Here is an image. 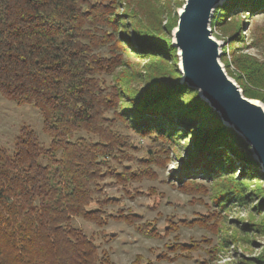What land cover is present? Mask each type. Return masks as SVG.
I'll use <instances>...</instances> for the list:
<instances>
[{"label": "trees", "instance_id": "trees-1", "mask_svg": "<svg viewBox=\"0 0 264 264\" xmlns=\"http://www.w3.org/2000/svg\"><path fill=\"white\" fill-rule=\"evenodd\" d=\"M122 2L0 0V96L38 109L49 138L44 147L33 130L22 126L11 154L0 147V264H113L74 220L99 229L112 221L145 238H160L154 224L136 214L123 209L107 214L105 209L117 200L107 196L103 182L125 190L132 183L155 181V170H166L172 157L180 168L169 177H177L171 187L184 195L208 196L215 210L190 221L166 219L164 235L182 227L208 230L220 239L208 251L214 257L237 238L249 247L254 234L264 236V177L250 147L197 92L180 84L172 64L177 51L160 19L151 22L136 12L148 19L145 23L128 4L120 7ZM259 14H264V0H226L215 8L210 26L230 42L237 73L230 72L222 54L227 74L246 98L264 104V61L232 49L243 37L241 16L246 20ZM117 122L151 140L148 159L132 156L130 138L116 128ZM82 133L88 138L77 136ZM197 177L210 187L194 182ZM154 194L150 189L149 196ZM229 205L255 212L241 235L231 233L222 220ZM165 248L177 254L172 261L199 246ZM156 260L169 261L167 254ZM142 262L136 256L130 264ZM255 262L264 264V255Z\"/></svg>", "mask_w": 264, "mask_h": 264}, {"label": "rangeland", "instance_id": "rangeland-1", "mask_svg": "<svg viewBox=\"0 0 264 264\" xmlns=\"http://www.w3.org/2000/svg\"><path fill=\"white\" fill-rule=\"evenodd\" d=\"M220 2H222L220 4L222 5L226 0H221ZM184 3L185 0H123L120 7L123 8L128 4L129 8H132L137 15V18L145 23L149 22L148 19L143 20L138 14L148 16L151 22L160 19L162 32L166 36V39L168 38L169 45L172 47V31L177 25V13ZM241 19L244 21L241 33L243 37L241 40H237L236 45L232 49H234L235 53H245L256 58L258 61H264V31L262 34L259 31V29L264 30V14L254 15L246 20L241 16ZM210 29L211 37L220 44L221 65L224 67V64L221 62V56L224 54V57L230 62V72L237 73L231 63L230 53L232 51L228 48L230 45L229 40L219 31L217 26L214 27V24L210 26ZM162 44L164 43L162 42ZM142 62L139 63L141 68L147 60L144 63ZM172 64L177 67V72L179 73L178 58L174 59ZM225 73L227 74L226 70ZM179 76L181 79L180 73ZM227 76L242 91L235 79L228 74ZM107 80L109 81L110 77H107ZM249 100L260 103L264 108V104L261 101L256 99ZM108 117L112 118L111 113L108 114ZM22 126H28L33 130L42 146L47 147L49 145V138L42 131V119L39 110L32 105L17 106L15 103L0 96V147L5 149L9 154L12 153L13 140ZM115 126L122 134L129 136L131 145L133 146V149L130 151L133 157L138 159L149 158L147 153L152 145L151 140L135 135L118 122L115 123ZM77 136L88 138L83 133ZM180 144L182 145V141ZM123 165L133 166L134 164L123 162ZM179 168L180 164L176 161L175 157H172V161L166 170H155L157 173V180L155 181L132 183L125 187V190H122L120 186L111 185L110 180L103 182L107 196L117 200V204L114 207H107L105 209L107 214H114L118 209L136 214L141 217L142 222L154 224V227L161 235L160 238H145L132 227L112 221H109L108 225L102 229L85 223L82 220H74L73 225L80 228L87 237L92 238L99 251L106 250L113 264H130L136 256H140L143 259L142 264L148 262L150 264H257L255 259H261V256L264 255V236L259 237L257 234H254L255 238H251L249 247L245 245L241 246L237 238L235 244L229 242L230 244H226L223 251L214 257L213 252L209 253L208 251L212 250V246L217 247L220 239L208 230L182 227L176 233L171 232L169 235H164L166 219L174 223L182 219L190 221L195 217L205 216L215 210L208 196L184 195L171 187V185L176 184L177 177L174 176L175 181L170 180L169 177L171 174L179 171ZM194 182L203 185L206 189L210 187V182L201 177L195 178ZM260 187L261 196L264 192V181L260 182ZM150 189L155 193L153 196H149ZM256 189L253 188V190ZM125 191L130 194L138 193L139 196L129 199V197L124 195ZM91 208H94V206L92 205ZM252 213L254 214L255 212L250 211L248 207L229 205L226 214L222 212L221 217H224L222 220L231 233L234 231L241 235L246 232V230L243 231V225L250 223V214ZM255 215L258 216L259 214ZM204 239L212 242V244L208 246L206 243L200 242ZM170 244L197 245L199 249L192 251L189 255L177 256L175 260L171 261L177 254L174 255L172 251L165 248ZM160 254H167L169 261L156 260Z\"/></svg>", "mask_w": 264, "mask_h": 264}, {"label": "water", "instance_id": "water-1", "mask_svg": "<svg viewBox=\"0 0 264 264\" xmlns=\"http://www.w3.org/2000/svg\"><path fill=\"white\" fill-rule=\"evenodd\" d=\"M221 0H185L172 31L180 84L198 93L221 123L250 147L264 177V108L245 98L220 63V44L211 37L213 12Z\"/></svg>", "mask_w": 264, "mask_h": 264}]
</instances>
